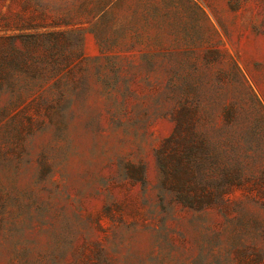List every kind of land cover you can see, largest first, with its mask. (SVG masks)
Masks as SVG:
<instances>
[{"label": "rangeland", "instance_id": "1", "mask_svg": "<svg viewBox=\"0 0 264 264\" xmlns=\"http://www.w3.org/2000/svg\"><path fill=\"white\" fill-rule=\"evenodd\" d=\"M0 264H264V0H0Z\"/></svg>", "mask_w": 264, "mask_h": 264}]
</instances>
